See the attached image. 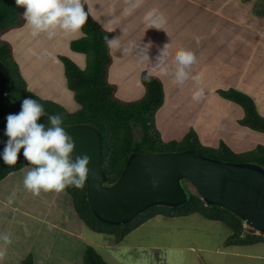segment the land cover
<instances>
[{
	"label": "rangeland",
	"instance_id": "374dc122",
	"mask_svg": "<svg viewBox=\"0 0 264 264\" xmlns=\"http://www.w3.org/2000/svg\"><path fill=\"white\" fill-rule=\"evenodd\" d=\"M171 1L173 0H141L140 5L137 6L135 12L130 13V16H120V13L119 16H109L105 20L113 18L111 24L117 31V37H121L122 44L127 46L129 42L134 43L132 51L128 54L111 49L114 65L109 69L108 76H110V83L118 88V99L127 101L134 92L145 89L142 84V74L147 72L153 75L154 66L148 60H142L141 57L147 55L151 59L155 55V48L164 44L168 45L170 69L172 73H175L174 52L183 42L187 43L185 49L195 53L197 63L201 61L189 70H194V73H203V87L207 96L205 101L220 97L210 90L208 75L212 71L211 66H217L216 59H220L213 53L216 48L215 42L212 41L213 44L207 54H202V48L199 47L200 41L193 40L192 37L195 31L202 37L204 30H208V26H204L202 17L206 11L198 7L196 16L192 17L191 5L185 6L189 4L182 0L181 2L185 5L181 3L179 9V6L173 5ZM254 1L259 9H264L263 0ZM199 2L206 3L204 0L195 1L196 4ZM222 2L224 0H208V7L216 8ZM145 11L148 13L151 11V17H149L151 22L147 23V20L139 23V18L145 15ZM198 28L200 30H197ZM134 29L135 33L126 34L127 31ZM217 49L221 51V45H217ZM77 61L81 64V61L78 59ZM189 77L190 75L182 86H178L175 81L169 82L168 77L159 76L164 86L165 98L164 104L157 111L156 125L160 134L172 141H181L191 128H194L193 130L200 133L208 144V139L213 141L211 127L214 123H208L209 115L213 111H208L203 107L205 101H193L191 92L198 85L189 80ZM177 103L181 105L175 107ZM224 105L222 102L217 105L220 112L219 115L215 113V121L221 120V108ZM231 119L232 117H226L224 123H231ZM167 125L179 132L171 131L169 135L164 132L168 128ZM134 135L136 140L140 138L139 128L134 129ZM208 135L211 136L208 137ZM20 176L23 181L24 175ZM13 180V175H11L7 180H3L4 182H0V233L11 234L13 241L7 246L5 257L0 260V264H22L28 254L33 255L37 249L33 255L34 264H84L87 246L94 247L108 264H264V243L250 246H226L225 242L230 237L231 230L224 223L207 220L200 214H193L188 219L164 217L160 221L151 219L117 244L114 236L99 234L86 227L73 208L72 198H69L70 203L64 205L65 210L69 209L68 214H70L69 224L64 225L61 215H57L56 218L54 215L53 218H46L43 211L47 209L48 203L45 197H40L43 192L40 196L33 198L35 196L26 191L30 194L29 196L21 195L17 198L16 195L21 193L17 191L18 188L7 189L12 186ZM185 187L189 192L197 193L189 183H186ZM34 202L39 205L34 206ZM156 208L172 209L166 206ZM68 214L65 215L66 223ZM45 221L53 225V232H51L53 248L51 250L41 249L39 247L41 244L38 243L43 240L51 241L48 239L50 238L49 228H46L42 234L43 237H37L38 228L45 227L41 225L45 224ZM67 226L70 230L65 237L69 235V238L62 242L64 237L58 231L65 230ZM102 243H106L109 248H101ZM79 253L81 254L78 255Z\"/></svg>",
	"mask_w": 264,
	"mask_h": 264
},
{
	"label": "trees",
	"instance_id": "16d2710c",
	"mask_svg": "<svg viewBox=\"0 0 264 264\" xmlns=\"http://www.w3.org/2000/svg\"><path fill=\"white\" fill-rule=\"evenodd\" d=\"M257 4V3H256ZM264 4V0L262 2ZM85 10L89 14L88 22L82 36L71 42L74 52L87 56V67L82 70L74 61L62 57L65 66V76L69 89L74 93L76 102L81 106L78 112H69L66 108L50 100H44L28 89V84L17 61L14 58L12 45L5 41L3 35L12 29L21 27L25 20L23 7H17L15 0H0V61L9 69L11 86L8 96L19 107L24 97L31 96L43 105L48 115L60 114L64 124H90L102 134L103 158L102 168L107 177V185L118 181L121 173L133 153H173L183 150H194L204 156L224 162L254 163L264 167V146L243 153L234 152L226 143L218 147L204 146L195 130L191 129L181 141H165L156 125V113L164 103V86L155 75L146 80L147 72L142 74V84L145 94L136 101H122L117 98V86L109 81V69L113 58L111 49L104 41V36L112 39L114 33L105 30L89 13L84 0ZM256 12L264 15V9L255 5ZM219 94L240 105L245 112L240 124L251 130L264 133V117L256 108L253 99L235 89L220 90ZM6 117L0 114V153L3 152L6 141ZM139 128L141 136L135 139L134 129ZM23 156V149L18 154L15 166L4 164L0 156V182L11 173L20 171L22 167H30ZM79 218L87 228L99 234L114 236L122 241L134 230L148 220L162 215L169 218L200 214L207 220L224 223L231 235L226 240V246H250L264 243V235L254 229L245 227V223L233 213L219 206H207L197 193L189 192L186 205L172 209H158L154 206L138 214L132 221L122 225H108L99 221L93 214L88 200L86 182L82 189L69 187L66 189ZM156 208V209H155ZM22 264H34L32 254L22 261ZM84 264H108L92 246H87Z\"/></svg>",
	"mask_w": 264,
	"mask_h": 264
},
{
	"label": "crops",
	"instance_id": "0c3cea01",
	"mask_svg": "<svg viewBox=\"0 0 264 264\" xmlns=\"http://www.w3.org/2000/svg\"><path fill=\"white\" fill-rule=\"evenodd\" d=\"M85 1L88 5L91 16L105 30L113 32V37H117V31L111 24L113 18H111L112 20L109 19L108 21H105L107 17H112L113 15L119 16L120 13V16L128 17L131 15V12H135L137 6L141 3V0ZM181 1L182 0H173L171 2H173V5H176L177 7L179 6L180 9L181 3L183 6L185 5V3ZM183 1L189 4L185 6H192L190 7V10L193 11L191 12V14H193L192 17L196 16V9L198 7L200 9L204 8V11H206L205 14L201 16L204 18V26H208V30H204L202 37L199 36L200 34H196L197 32L195 31L193 32L192 37L193 40L196 39L200 41L199 47L202 48V54H207L208 50L213 44L212 41H214L216 48L213 53L220 58L216 59L217 66L214 67V65H212V71H210L208 74L210 90L212 93L220 96L218 98L206 102L205 99L207 96L205 95V90L203 87V73H194V70H188L190 75L189 80H191L195 85H198V87L191 92L193 101H205L206 103L203 104V107L207 108L208 111H213L211 115H209L208 119V123H214V126L211 127L213 141L208 139L207 144L202 135L197 133L201 143L204 146L218 147L221 142H224L236 153L251 151L259 145L264 146V133L251 130L240 124V121L245 115L244 109L240 105L222 97L219 94L220 90L235 89L250 96L255 102L258 113L264 117V15H259L256 12V2L254 0H224V2L220 3L216 8L211 6L208 7V0H204L206 3L199 2V4L195 3L196 0ZM224 6L226 7L224 8ZM150 15L151 11L149 13L148 11H145V15L143 17L141 16L142 18H139V23L146 22L147 20V23L151 22V19L149 21V17H151ZM198 17H200V15H198ZM137 24L138 23H136V25ZM197 30H200V28ZM129 33H135V29L126 32L127 35H129ZM81 37L82 36L79 34H65L62 31H58L54 38L48 39L46 34L34 32L32 29L26 26L25 22L21 27L12 29L3 35V39L12 45L14 58L20 67L22 76L28 84L29 91L44 100H50L60 104L72 113L81 110V106L76 102L74 93L68 87L65 76V66L62 61V57H67L76 64L78 59L81 61V64L78 62L79 64L77 65L82 70L86 69L87 56L82 53L74 52L70 47L72 41ZM192 37H190L191 40ZM217 45H221V51L217 49ZM185 46H187V43L183 42L179 47L185 48ZM161 54H163L165 57L164 63L156 66L155 58ZM112 58L113 62L110 68H112L114 65V57ZM169 59L170 51L168 50V46L165 48L164 44L158 48H155L154 57L152 56L148 61L154 66L153 75L157 76L158 78L160 75H162L166 78L168 77L169 82H174L175 73L171 72ZM200 62L201 61H198V63L195 65L199 64ZM174 67L176 70V66ZM144 94L145 89H141L140 92L137 90L127 99V101L139 100L144 96ZM221 102L225 104L224 107L221 108V120L215 121V113L219 115L220 112L217 105L219 103L221 104ZM180 105V103H177L174 106L178 107ZM226 117H232L231 123H224V119L226 120ZM171 131H174L175 133L179 132L173 130L170 126L164 130V132H167L169 135ZM216 135L219 136L215 137ZM209 136L211 135H208V137ZM162 138L165 141H172L163 137V135ZM11 175H13L14 178L13 184L7 189L10 190L11 188H18L17 191L21 193L16 195L17 198H19L21 195L29 196L30 194L26 192L27 190L24 188L23 181L21 180L20 176H23L24 172L20 170L18 172L11 173L5 179L7 180ZM9 190L7 192H9ZM40 197H45V199H47V209L43 211V213L45 212L46 218H53V215L56 218L57 215H61L63 224H69V209L65 210L64 208V205H67L66 203H70V197L66 190L59 194L55 192H43V195ZM35 202L37 203V201ZM35 202L34 206L39 205L35 204ZM66 213L68 214L67 223V218L65 216ZM192 215L170 219H188ZM162 217L169 218L158 215L152 219L160 221ZM46 224L47 222L45 221V224H41L42 226L45 225V227L38 228L39 235L37 237H43L42 234H44L46 228H49L48 234L50 238L48 239L51 240L53 225ZM68 230H70L69 227L65 228V230H62L61 232L56 230L58 233L62 234V237H64L61 240L62 242L69 238V235L65 237V234L68 233ZM52 240L50 242H45L44 240L39 241L38 243L41 244L39 247H41V249L49 248L51 250V248H53ZM122 241L116 240L115 242L120 244ZM102 247L109 248L106 243H102L101 248ZM35 252H33V255H35ZM61 252L63 253V250H61ZM80 254L81 253L78 255Z\"/></svg>",
	"mask_w": 264,
	"mask_h": 264
},
{
	"label": "water",
	"instance_id": "95a60500",
	"mask_svg": "<svg viewBox=\"0 0 264 264\" xmlns=\"http://www.w3.org/2000/svg\"><path fill=\"white\" fill-rule=\"evenodd\" d=\"M11 75L0 61V114L18 113L10 99ZM48 115V114H47ZM37 122L51 127L48 116ZM76 142L73 156L87 153L91 169L86 180L87 200L94 216L108 225H122L154 206L181 207L189 200V183L207 206L227 209L264 235V167L224 162L194 150L173 153H133L120 178L107 185L102 168L103 138L90 124H64Z\"/></svg>",
	"mask_w": 264,
	"mask_h": 264
},
{
	"label": "clouds",
	"instance_id": "9594fccd",
	"mask_svg": "<svg viewBox=\"0 0 264 264\" xmlns=\"http://www.w3.org/2000/svg\"><path fill=\"white\" fill-rule=\"evenodd\" d=\"M17 7L25 9L23 18L26 26L36 33H44L48 39L57 35L58 31L65 34H79L83 32L88 22L89 14L85 10L84 0H15ZM104 41L110 49L128 54L134 47L133 42L127 46L122 44L121 37ZM168 45H165V48ZM142 60H149L143 56ZM156 66L164 63L163 54L156 58ZM173 61L176 66L175 82L182 86L188 79V70L197 63V57L191 50L179 48ZM151 73L145 76L150 80ZM47 115L44 107L31 96L24 97L18 113L6 116L5 136L8 137L3 152L0 153L5 165L12 167L17 164L18 154L23 149L24 158L30 167H22L24 172L23 186L33 196H40L41 192H55L57 194L69 187L82 189L91 169V156L87 153L73 156L76 142L66 131L64 119L60 114L47 115L51 127L37 121ZM13 243L11 234L0 233V260L6 254L7 246Z\"/></svg>",
	"mask_w": 264,
	"mask_h": 264
},
{
	"label": "built area",
	"instance_id": "2783aa9c",
	"mask_svg": "<svg viewBox=\"0 0 264 264\" xmlns=\"http://www.w3.org/2000/svg\"><path fill=\"white\" fill-rule=\"evenodd\" d=\"M245 227H248V225H247V224H245Z\"/></svg>",
	"mask_w": 264,
	"mask_h": 264
},
{
	"label": "flooded vegetation",
	"instance_id": "af4514ba",
	"mask_svg": "<svg viewBox=\"0 0 264 264\" xmlns=\"http://www.w3.org/2000/svg\"><path fill=\"white\" fill-rule=\"evenodd\" d=\"M186 183H187V182H184V186H185Z\"/></svg>",
	"mask_w": 264,
	"mask_h": 264
}]
</instances>
